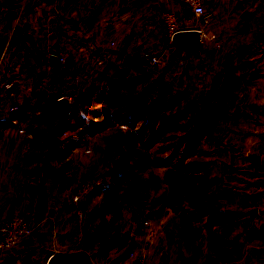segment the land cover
Here are the masks:
<instances>
[{"label": "crops", "instance_id": "crops-1", "mask_svg": "<svg viewBox=\"0 0 264 264\" xmlns=\"http://www.w3.org/2000/svg\"><path fill=\"white\" fill-rule=\"evenodd\" d=\"M204 5L212 19L207 25L184 0H0V118L10 115L14 101L5 87L8 80L17 84L20 104L43 93L39 81H45L51 93L67 90L80 97L87 92L89 74L74 81V71L91 68L92 76L101 58L103 68L111 71V60L129 41L144 54L160 50L167 44L162 19L166 10L176 12L183 28L205 26L217 34L197 53L212 68L251 59L236 96L238 106L230 113L228 134L200 171L204 183L199 199L192 196L180 210L167 205L152 212L143 226L138 224L131 236L132 243L140 244L136 256H122L124 248L109 247L98 238L102 193L82 200L80 213L73 200L84 179H97L102 172L103 134L73 148L66 158L76 160L77 170L62 173L43 157L27 121L15 119L2 127L0 219L18 213L34 224V231L0 253V260L39 247L46 261L54 252L86 249L94 264H134L141 255L148 264H244L246 257L248 264H261L246 254V246L264 239V0H204ZM52 53L67 60L61 64L59 88ZM205 78L210 82L212 73L206 70ZM28 84L34 85L33 91L25 95L22 87ZM252 153L260 156L258 164Z\"/></svg>", "mask_w": 264, "mask_h": 264}, {"label": "rangeland", "instance_id": "rangeland-1", "mask_svg": "<svg viewBox=\"0 0 264 264\" xmlns=\"http://www.w3.org/2000/svg\"><path fill=\"white\" fill-rule=\"evenodd\" d=\"M162 19L164 24V14ZM178 23L181 26L179 20ZM164 29L167 44L165 43V45L161 46L158 51L149 52L150 54L163 55L162 60L153 64L146 58L141 49L139 51L136 50L134 58H136L135 60L138 61L144 71H141L140 68H135L130 72V74L134 72L133 75L142 72L141 74H147L146 77L150 81L155 80V90L147 95L153 109L157 110L160 104L157 97L158 91L161 89L166 91L164 101L160 99L163 111L152 120L146 133L140 132L144 121H140L135 127H131L117 118H111L112 116L110 115L104 128L85 135V143H87L94 135L103 134L106 146V162L99 178L84 179L78 191L84 189L85 185L88 186L87 193L83 198L85 200L89 195L96 193L97 190H103L107 187L115 171L125 177L120 189L122 216L118 218L115 226H119L120 230L123 231L122 234L126 230L130 236H134L136 226L138 224L143 226L146 219L155 210L162 211L167 205L182 204L184 207L192 196L199 199L200 191L196 193L194 186L200 187L203 182L200 171L207 166V162L218 142L228 134V127L232 117L231 115L227 116L226 120H223L213 132H206L199 124L195 128L192 138H189L188 132L195 123L191 118L195 114L185 113V108L191 107L190 105L192 104L190 102L194 101L192 100L194 99L193 93L200 97L204 88L209 87L211 83L206 78L204 82L200 79L201 73L198 66L196 68H191V66L188 69L185 68L190 58L189 55L187 53H181V55L175 53V48L170 47V44L174 46V43L170 39L165 24ZM103 66L96 67L97 71L94 69L92 76L91 68L87 70L83 68L80 73L82 76L89 74L86 78L90 79V85L99 76ZM76 72L74 71V73ZM136 88L126 85L123 91L114 97L113 104L104 107L105 111H109L112 114L111 112L127 106L129 99L139 90ZM168 90H171L170 93L167 92ZM57 91L61 92V90ZM65 91L67 90H62V92ZM51 92L52 89L49 87L43 91L44 95L42 97L44 100L49 96H54L56 93ZM176 92H180L183 95V99L179 103H174L173 101V95ZM86 93L84 95H82V92L80 93L78 103L75 106L83 107L85 105L84 98ZM52 98L54 100V97ZM53 100L48 108L54 106ZM37 107L34 113L31 112V117H33V114L43 113L41 107ZM164 114H166V117H164ZM212 118L213 116L209 119L210 124L212 123ZM162 125H164L165 133L158 141L147 145L148 139ZM32 134L34 135V133ZM68 134L69 131H66L63 136ZM77 134L79 135V132ZM181 137H184L182 141ZM58 153L57 151L55 154L50 155V163L54 166V169L62 173L75 172L77 170L76 160L66 158L67 156L63 157ZM177 163L181 164L177 166ZM195 203L198 207L201 205L200 200ZM261 240L263 241L258 240V244L264 242V239ZM246 247L248 256L252 258L254 255L255 259L264 264L263 261L255 257V254L259 251V245H248ZM45 255L46 253L42 248L36 247L33 251L13 257L10 260H0V264H46ZM248 260L250 261L246 257L244 264H248Z\"/></svg>", "mask_w": 264, "mask_h": 264}, {"label": "trees", "instance_id": "trees-1", "mask_svg": "<svg viewBox=\"0 0 264 264\" xmlns=\"http://www.w3.org/2000/svg\"><path fill=\"white\" fill-rule=\"evenodd\" d=\"M175 53H187L189 55L188 62L185 68H198L200 69V79L204 82L206 70L212 73L210 80L211 85L204 88L200 97L193 93L194 100L190 102L191 107L185 108V113L195 114L191 120L195 122L188 132L189 138H192L195 128L201 125V128L206 132H213L223 120H226L230 115L232 108L237 107L236 96L239 89L244 85L245 79L248 76V68L246 63H251L248 57L238 59L237 61H227L221 67L216 69L212 68L207 63L203 62L197 55L198 52H188L186 49L177 50L174 44ZM139 49L135 46L134 42L129 41L127 48L116 59L111 60V71L109 69L100 70L99 76L90 83L89 88L84 98L85 105L83 107L73 106L70 110L66 111L65 117L61 123L58 122L59 116L57 112L58 99L54 96H49L44 100L43 93L34 94L35 98L28 99L20 104V108L10 113L9 116L2 115L0 118V130L2 127L11 125L14 120H24L28 122L29 129L34 133L35 140L41 142V152L44 158L51 159L50 155L55 154L57 151L61 156H67L70 151L85 143V135L92 134L98 129L105 126L110 115L111 118H117L122 123L135 127L138 122L144 121L140 130L141 133H146L149 124L163 111V106L160 101H164L166 91L161 89L157 93L159 98L158 109L155 110L151 106V102L147 95L155 90V80L150 81L146 75L130 74L131 70L135 68H142L136 58L134 52ZM144 55V54H143ZM163 57V55H162ZM61 66L53 71L59 73L55 82L58 88L61 85ZM115 72V73H114ZM114 73V74H113ZM245 78V79H244ZM146 81V82H145ZM150 81V82H148ZM126 85L137 87L139 89L135 92L134 96L129 99V104L123 108H119L112 114L105 111L104 107L111 105L114 102V97L123 91ZM171 90L167 92L170 93ZM36 95V96H35ZM185 96V95H184ZM51 97H54L51 99ZM188 97V95H186ZM183 99L180 92L173 95L174 103H179ZM54 106L48 108L51 102ZM37 106H40L43 113L33 114ZM123 113V114H121ZM212 123L209 119L212 117ZM166 117V114H164ZM223 117V119H222ZM81 119V121H80ZM97 119V120H95ZM52 122V123H50ZM49 123V124H48ZM69 131L67 136H63L64 132ZM71 132V133H70ZM79 132V135L77 134ZM165 133L164 125H162L152 136L148 139L147 145L158 141V139ZM82 134V135H81ZM203 134V132H202ZM184 137H181V141ZM152 141V142H151ZM182 144V142H181ZM181 163H177L179 166ZM125 181V177L119 175L117 171L111 176L110 183L103 190H97V193H102L103 197V216L101 224L97 229V236L101 243H108L109 247L118 245L119 248H124L122 256L129 254L132 240L130 234L124 232L120 235L119 226H115L118 218L122 216V202L120 199V189ZM203 183L199 186H194L196 193L201 192ZM202 202V201H200ZM175 209H183L182 204L170 205ZM110 214L108 218L107 215ZM74 264H87L82 260L74 262Z\"/></svg>", "mask_w": 264, "mask_h": 264}, {"label": "built area", "instance_id": "built-area-1", "mask_svg": "<svg viewBox=\"0 0 264 264\" xmlns=\"http://www.w3.org/2000/svg\"><path fill=\"white\" fill-rule=\"evenodd\" d=\"M187 7L193 12L195 17L202 20L204 25L210 24L212 22L211 13L206 10L204 5V0H184ZM198 9H202V12H197ZM178 16L176 12L171 10H166L164 12V24L165 28L167 29L170 39L172 41V36L175 32L181 29H185L178 23ZM200 31L199 40L202 44V47L209 45L210 41H213L217 38V34L213 31H209L204 27L198 28ZM112 44L115 42L112 41ZM104 56V55H103ZM146 58L153 64L159 63L162 60L161 54H150L149 52L145 53ZM61 64H65L67 62L64 56H58ZM104 59L101 58L97 61L96 67L103 65ZM97 71V68H95ZM94 72V70H93ZM92 73V72H91ZM81 73L77 72L73 75V80L78 81L81 78ZM36 85L41 88L42 90L47 89V83L45 81H39ZM5 87L9 90L11 97L14 99L12 105L10 106V111H16L20 108V102L17 101L18 96V87L14 80H8L5 83ZM34 85H26L22 87L23 94L30 95L32 94ZM57 99L66 98L69 101L68 111L70 108L75 106L78 103V94L76 92H56L55 93ZM88 186L85 185L84 189H81L74 195V202L77 204V212L80 213L82 210L80 202L84 200V196L87 193ZM34 231V224L26 217L18 214L13 213L4 216L0 219V253L10 250L18 246L21 241L32 234ZM140 244L139 243H132L131 249L129 254L132 256H136L137 253L140 251ZM255 257L260 259L264 262V242L259 244V252L255 254ZM134 264H148L145 261L144 255L138 256L137 261Z\"/></svg>", "mask_w": 264, "mask_h": 264}, {"label": "water", "instance_id": "water-1", "mask_svg": "<svg viewBox=\"0 0 264 264\" xmlns=\"http://www.w3.org/2000/svg\"><path fill=\"white\" fill-rule=\"evenodd\" d=\"M200 31L196 28H185L178 30L172 36V41L175 44L177 50L186 49L188 52H199L202 49V44L199 40ZM50 60L53 63V71H56L60 66L61 62L56 53H52ZM69 101L66 98L58 99V122L61 123L65 117V113L68 109ZM250 158L253 163L258 164L260 162V156L257 153L250 154ZM251 213L257 210H250ZM139 226H137L136 231H138ZM78 260H82L87 264H94L90 252L86 249H79L73 251L65 252H54L48 258L46 264H67L74 263Z\"/></svg>", "mask_w": 264, "mask_h": 264}, {"label": "clouds", "instance_id": "clouds-1", "mask_svg": "<svg viewBox=\"0 0 264 264\" xmlns=\"http://www.w3.org/2000/svg\"><path fill=\"white\" fill-rule=\"evenodd\" d=\"M202 11H203L202 9H198V10H197L198 13H199V12H202Z\"/></svg>", "mask_w": 264, "mask_h": 264}]
</instances>
